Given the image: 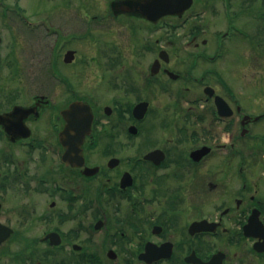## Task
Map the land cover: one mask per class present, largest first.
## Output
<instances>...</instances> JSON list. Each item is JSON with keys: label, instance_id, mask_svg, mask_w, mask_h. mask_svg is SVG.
Wrapping results in <instances>:
<instances>
[{"label": "flooded vegetation", "instance_id": "flooded-vegetation-1", "mask_svg": "<svg viewBox=\"0 0 264 264\" xmlns=\"http://www.w3.org/2000/svg\"><path fill=\"white\" fill-rule=\"evenodd\" d=\"M84 1L94 8L84 15L111 20L106 31L125 19L137 31L135 74L112 73L111 105L71 92L53 70L57 24L0 8L54 41L45 74L24 75L27 98L16 100L15 32L0 26V114L23 108L8 116L10 131L0 123V264H264V105L225 74L232 62L223 57L226 37L254 29L255 0L196 10L192 0L154 21L116 5L125 0ZM73 50L64 64L82 60ZM59 83L68 89L61 102ZM75 100L93 111L80 165L64 159L58 136L60 111Z\"/></svg>", "mask_w": 264, "mask_h": 264}, {"label": "rangeland", "instance_id": "rangeland-1", "mask_svg": "<svg viewBox=\"0 0 264 264\" xmlns=\"http://www.w3.org/2000/svg\"><path fill=\"white\" fill-rule=\"evenodd\" d=\"M2 4L8 7H18V9L29 20H35L42 18L52 25L55 23L59 26V43L55 47V51L59 52V65L53 67V70H59L68 82V86L72 91H78L84 98H87L90 102L95 101L96 106L105 105L112 102L115 97L111 92L113 77L112 73L128 75L135 74L133 72L136 69V59L140 58L138 54V43L133 44L137 31L133 32L130 26V19H125V22L114 23L113 28L120 27L121 31H115L112 27L106 31V25L110 24V21H105L104 18H100L94 15H84V12H93L92 4L88 5L87 1L75 0L72 4L68 5L67 0H0ZM95 1L96 0H92ZM206 0H197V3L193 7L194 10L199 9V6ZM215 1V0H213ZM219 2V1H218ZM231 2V0H229ZM225 2H222L221 8L225 9ZM255 4L251 9H255V15L252 20L246 23V26H250L252 29L249 32L241 31L237 35H233L230 38L224 39V62L227 66L225 74H233L239 83V90L249 89L254 96V102L256 105H264V15L258 12L263 9V0H255ZM233 7L229 8V11L237 9L235 2ZM14 5V6H13ZM68 5V6H67ZM6 7V8H8ZM68 11H67V9ZM78 7L81 10H78ZM220 8V5L217 6ZM221 11V10H220ZM225 12V10H224ZM223 12V18L219 19V22L223 23V30L227 29V24L231 18H225ZM12 15V14H11ZM202 17V16H201ZM234 24L246 22V17L241 18L232 17ZM3 21L10 26L11 30L15 32L14 41V53L16 63V100L27 98V92L25 88V76L26 74H41L46 71L47 59L53 57L54 54L48 55L50 48L54 46V41L51 37L45 36L43 26L38 28L29 29L25 25V21L18 16H13L10 22L0 17V26ZM52 22V23H51ZM135 23H138L134 20ZM54 26V25H53ZM240 26V25H239ZM100 28V29H98ZM161 36L165 33V28L161 27ZM125 31V32H124ZM141 31H139L140 34ZM179 37L184 34L183 28L176 29ZM175 32V33H176ZM236 32V31H233ZM249 32V33H248ZM142 33V32H141ZM211 33L209 29L207 35ZM5 40H8L11 32L3 31ZM68 34L67 38L63 39L61 36ZM206 35V36H207ZM213 37L209 36V42H212ZM216 40V39H215ZM165 41V40H163ZM161 40V42H163ZM164 43V42H163ZM212 43L208 46L209 49H213ZM70 46V47H67ZM72 46V47H71ZM7 48V46L5 47ZM68 48L79 49L78 57L82 58L81 61L72 63L62 62L63 53ZM138 49V50H137ZM43 51V52H41ZM182 51V50H181ZM51 54V53H50ZM48 57V58H47ZM74 58H77L75 56ZM85 59V61H84ZM65 74V75H64ZM66 75L71 77L68 78ZM59 85V102L67 94V90L62 84ZM78 85V86H77ZM247 86V87H246ZM91 97L92 99H90ZM106 119V118H105ZM104 123V120H101ZM99 127V125H98ZM137 145V143H136ZM66 223L64 228H67Z\"/></svg>", "mask_w": 264, "mask_h": 264}, {"label": "water", "instance_id": "water-1", "mask_svg": "<svg viewBox=\"0 0 264 264\" xmlns=\"http://www.w3.org/2000/svg\"><path fill=\"white\" fill-rule=\"evenodd\" d=\"M192 0H125L116 5L122 10L132 11L144 16L150 20H157L166 14H179L190 6ZM64 61H70L73 58V51L68 50L64 53ZM23 113L20 105H15L11 113L0 114V123L6 130L10 131L8 125V116L10 114ZM65 123L59 132V139L65 147L64 159L69 163L81 164L83 157L81 154L82 143L86 135L91 130L93 114L90 106L82 100L72 101L68 106L60 111Z\"/></svg>", "mask_w": 264, "mask_h": 264}]
</instances>
